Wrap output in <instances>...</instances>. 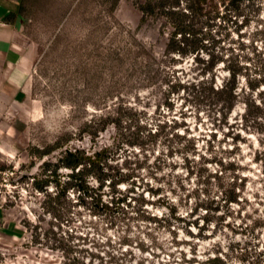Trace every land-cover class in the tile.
<instances>
[{
	"label": "rangeland",
	"instance_id": "rangeland-1",
	"mask_svg": "<svg viewBox=\"0 0 264 264\" xmlns=\"http://www.w3.org/2000/svg\"><path fill=\"white\" fill-rule=\"evenodd\" d=\"M16 4L33 63L0 104V264H264V0L182 3L184 53L133 0ZM233 73L229 109L216 91ZM57 141L48 162L100 153L101 191L82 196L66 168L35 189L30 151ZM114 182L127 200L107 207Z\"/></svg>",
	"mask_w": 264,
	"mask_h": 264
},
{
	"label": "trees",
	"instance_id": "trees-1",
	"mask_svg": "<svg viewBox=\"0 0 264 264\" xmlns=\"http://www.w3.org/2000/svg\"><path fill=\"white\" fill-rule=\"evenodd\" d=\"M118 0H114L117 2ZM134 5L141 11L142 20L144 23L149 19L160 20L165 19V21L171 26L172 31L168 33V43L167 50L177 53H184V48L182 46V41L180 39V35L184 32L180 27V18L182 15H185V12L180 9L181 4L185 3L186 8L192 14H201L205 10L206 4L208 0H133ZM236 75L233 73L231 78L224 83L221 88H218L216 93L219 95H225L227 98L226 102L229 104V109H232L237 100L238 93V85L236 81ZM224 100V99H223ZM62 145L60 142H56L53 145L47 146L45 149L33 148L30 151V154H35L37 158L41 161L40 167L42 168V173L34 177V187L39 191H46V187L50 185L54 178H56V182L60 183V175L58 174V170L62 168H66L70 170L67 174L68 182H73L77 185L78 190L80 191L82 196H91V193H96V190L101 191L103 188V182L99 185V188L94 189L90 187V183L88 182V175L90 173L91 168H93L96 164H99V154L92 158L86 156L82 151H71L67 150L57 161L56 163H51L45 160L46 156L60 148ZM53 167V169H51ZM6 167H0V172L5 171ZM59 180V181H58ZM103 180V179H99ZM116 184L118 182H114L111 185V193L113 196L109 203H104L105 206H109V204L116 203H125L127 200L126 196H116ZM92 191V192H91ZM92 197V196H91ZM96 197L101 201L102 197L99 194H96ZM238 195L236 194L232 198L229 199L230 202H239ZM204 223L199 224V222L192 221L194 225H196L199 231L206 230V227H209L210 221L205 217ZM206 226V227H205ZM196 253L198 252L195 250ZM223 260L221 257H209L206 260L207 264H222Z\"/></svg>",
	"mask_w": 264,
	"mask_h": 264
},
{
	"label": "crops",
	"instance_id": "crops-1",
	"mask_svg": "<svg viewBox=\"0 0 264 264\" xmlns=\"http://www.w3.org/2000/svg\"><path fill=\"white\" fill-rule=\"evenodd\" d=\"M16 0H0V104L27 93L32 57L23 51Z\"/></svg>",
	"mask_w": 264,
	"mask_h": 264
}]
</instances>
